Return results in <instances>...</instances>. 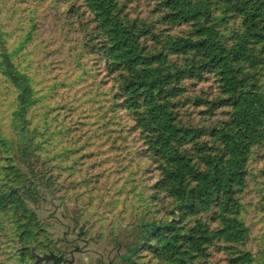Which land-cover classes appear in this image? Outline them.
<instances>
[{
	"label": "trees",
	"instance_id": "trees-1",
	"mask_svg": "<svg viewBox=\"0 0 264 264\" xmlns=\"http://www.w3.org/2000/svg\"><path fill=\"white\" fill-rule=\"evenodd\" d=\"M48 45L61 62L93 59L104 79L54 110L56 125L14 99L0 264L2 218L13 231L22 208L3 163L32 128L39 152L111 154L149 206L179 211L155 236L156 264H264V0H0L3 96L19 84L3 63L23 55L20 79H39Z\"/></svg>",
	"mask_w": 264,
	"mask_h": 264
},
{
	"label": "flooded vegetation",
	"instance_id": "flooded-vegetation-1",
	"mask_svg": "<svg viewBox=\"0 0 264 264\" xmlns=\"http://www.w3.org/2000/svg\"><path fill=\"white\" fill-rule=\"evenodd\" d=\"M23 136L28 142L19 146L20 153L14 154L12 162L24 176L16 189L31 226L15 235L10 245L13 264H143L149 241L162 224L148 218L145 210L138 208L133 213L130 202H109L113 195L106 197L98 186L77 184L61 165L42 163L46 157L30 151L32 134ZM70 202L83 204L75 209L84 225L63 224V244L53 238V228L45 227L43 218L49 220L52 213L59 214L58 209L68 213ZM72 229L85 236L69 242Z\"/></svg>",
	"mask_w": 264,
	"mask_h": 264
},
{
	"label": "rangeland",
	"instance_id": "rangeland-1",
	"mask_svg": "<svg viewBox=\"0 0 264 264\" xmlns=\"http://www.w3.org/2000/svg\"><path fill=\"white\" fill-rule=\"evenodd\" d=\"M36 26V25H35ZM39 31L42 29L40 25L36 27ZM8 44H11V41H8ZM51 49L52 46L48 45L43 48V55L38 59L41 60L42 63L37 62L35 65L39 64V79H20L19 71H24L25 69H29V65L25 64L21 58H24L23 55H20L21 58H11L8 61L3 63L5 69L9 70L11 76L19 81V84L15 87V91L12 90L14 96L9 98L8 96H3L0 93V134L2 135V139L7 138L8 133L6 129V124H10V117L9 113L15 110L14 107V99H18L19 96L23 97L27 101L28 104L33 105L31 108L33 109L30 114V117H34L36 119L47 117V114H51V120L54 125H56V114L52 113L54 110H58L62 106L66 105L70 102V95L73 92L83 93L85 92L90 85L94 82H99L104 79V74H101L99 65L93 59H84L83 62L78 65L75 59H72L68 62H61L56 59V54L51 56ZM13 61V62H12ZM86 70L89 74H79L78 72H82ZM19 74H18V73ZM76 78V80L72 83V79ZM54 81L55 85L50 88L46 86V82ZM57 83V85H56ZM30 85H33V90L30 91ZM2 92L4 91L2 87H0ZM51 90L46 97H41L42 93L48 92ZM33 118V119H34ZM30 123H27L28 125ZM23 134L33 136L29 140L34 142L38 135L40 134L36 129L32 128L30 131H26ZM24 137V136H23ZM26 139V138H25ZM24 142H28L24 140ZM23 142V144H24ZM30 145V151L36 153L40 157H46V159L41 160L42 163L49 162L53 163L54 165H61L66 174H70L72 180L77 181V184L80 185H90V186H98L100 188V192L105 194L107 197L108 194L113 195V198L109 200V202L115 201H125L130 202L129 208L130 210L135 213L138 208L141 210L146 211V215L148 218H153L159 221L162 224L161 231L166 229V225L171 224L174 222V219L179 220V211H176L172 214V208L168 205L166 213L163 211V208L159 205L156 208L149 206L146 201L145 195L140 194L138 191L137 186H133L131 183V178L128 176L127 173L124 175L118 174V177L115 176L116 170L113 167L114 161L113 159H108L111 157V154H89L87 153L86 158L79 157V153H57L55 151H46L45 153L39 152V143H32ZM19 146L16 144L14 148L11 147V144L8 143V147L10 148V154L7 155V161L3 163L4 168L9 169V172L16 174V186L17 188L20 186L23 181L22 178L24 177L20 170L16 167V163L12 162V157L16 153H20ZM11 156V157H9ZM97 158V160H95ZM102 158V159H100ZM17 174L20 175V179L18 180ZM3 191H7L8 189L12 188L7 181L3 182ZM16 199L19 200L21 203V213L17 216L15 222V228L11 231L12 225H8V219L2 218V221L5 223L6 226V235L2 239V242H5L8 246L6 251H3L1 257H4L6 254L9 256L8 264H13V255L10 252L11 247L10 245L13 243L15 239V235H21L26 229H28L31 224L29 223V218L26 216L25 208L23 205V201L18 196L16 191ZM83 204H79L77 202H70L68 204V213L64 209H58L59 214L52 213L49 217V220L43 218L44 226L51 225L53 230L51 234L53 238L57 242L60 240L63 241L62 234L65 229L62 227L65 223H78L79 228L84 225L83 222H79L77 219V211L76 207L82 206ZM105 208H101L100 211L103 212ZM170 215V217H166ZM56 216V219L54 218ZM90 220L89 223H91ZM136 221V220H135ZM25 225L23 228L22 225ZM170 226V225H169ZM88 228V227H87ZM157 234H160L157 233ZM84 234L73 230L71 231L68 240L73 241L75 240L76 236L82 237ZM85 236V235H84ZM155 236L152 238L148 248L145 250V255L143 254V264H156L158 259L154 257L151 252V248L154 246L155 243ZM148 242V243H149ZM39 262V258L36 260Z\"/></svg>",
	"mask_w": 264,
	"mask_h": 264
},
{
	"label": "water",
	"instance_id": "water-1",
	"mask_svg": "<svg viewBox=\"0 0 264 264\" xmlns=\"http://www.w3.org/2000/svg\"><path fill=\"white\" fill-rule=\"evenodd\" d=\"M170 224L166 225V227H168Z\"/></svg>",
	"mask_w": 264,
	"mask_h": 264
}]
</instances>
